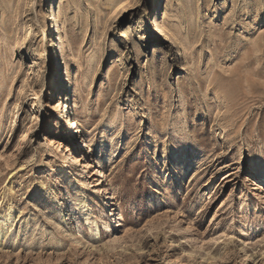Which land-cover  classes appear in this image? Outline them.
<instances>
[{"label": "rangeland", "instance_id": "obj_1", "mask_svg": "<svg viewBox=\"0 0 264 264\" xmlns=\"http://www.w3.org/2000/svg\"><path fill=\"white\" fill-rule=\"evenodd\" d=\"M261 191L264 0H0V264H264Z\"/></svg>", "mask_w": 264, "mask_h": 264}, {"label": "bare ground", "instance_id": "obj_2", "mask_svg": "<svg viewBox=\"0 0 264 264\" xmlns=\"http://www.w3.org/2000/svg\"><path fill=\"white\" fill-rule=\"evenodd\" d=\"M57 3V2H56ZM56 8H60V6L58 5V7H56ZM51 12L49 13V17L52 19V23L54 22V27H56V35H55V41L53 42V45H54V52H55V54H56V56H57V59H58V61H59V65L61 64V61H60V58H59V55H58V51H57V48L59 47L60 48V46H61V37H60V34H59V27H57V25L55 24L56 22H55V12H54V10H53V8H51V10H50ZM70 101H69V99H67L65 102H63L62 104H61V106L58 108V111H57V114H58V118H63L62 117V111H66V110H68V109H70L73 105H71V103H69ZM73 102V101H72ZM63 109V110H62ZM64 119V118H63ZM79 118L77 117V115L73 112V115H72V118H66V122H67V129H66V131L67 132H69L70 133V135L73 137V138H75L78 142H79V145L82 147V148H84V145H83V143L82 142H80V140L78 139V137L76 136V134H75V131H74V129L77 127V125L79 124V120H78ZM154 149H153V151H152V153H153V155L154 154H156V148L155 147H153ZM95 161H96V163H97V165H99L100 163H101V160H100V158H99V155H97L96 156V158H95ZM85 170V169H84ZM81 171V174H84L85 173V171ZM99 172V175L101 174V170H99L98 171ZM66 176L64 175L63 176V181H62V184H64V188H66V184H65V182H66ZM98 181H99V179H98ZM98 186V185H97ZM260 188V187H259ZM46 188H44V187H42L41 188V190H45ZM96 190L97 189H99V187H96L95 188ZM260 195H261V198H264V195H263V193H262V191L260 192ZM56 199V198H55ZM110 199V197H108V200ZM58 202H60L59 200H57ZM110 201V200H109ZM105 203V202H104ZM61 204V206L63 205V203H60ZM13 209V207H9V209H8V213L7 214H4L1 218H0V222L1 223H6V222H8V221H10L11 220V210ZM63 218V217H62ZM12 221V220H11ZM61 225V224H60ZM9 227V226H8ZM8 227H6V228H8ZM11 227V226H10ZM5 227L3 228L2 227V225H0V237L1 236H3L4 235V229H6ZM76 242H77V240H75Z\"/></svg>", "mask_w": 264, "mask_h": 264}]
</instances>
